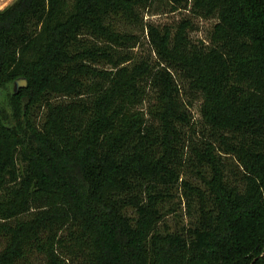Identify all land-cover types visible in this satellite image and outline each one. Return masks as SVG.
<instances>
[{
	"label": "trees",
	"instance_id": "1",
	"mask_svg": "<svg viewBox=\"0 0 264 264\" xmlns=\"http://www.w3.org/2000/svg\"><path fill=\"white\" fill-rule=\"evenodd\" d=\"M155 1L0 8V264H264V0Z\"/></svg>",
	"mask_w": 264,
	"mask_h": 264
},
{
	"label": "rangeland",
	"instance_id": "2",
	"mask_svg": "<svg viewBox=\"0 0 264 264\" xmlns=\"http://www.w3.org/2000/svg\"><path fill=\"white\" fill-rule=\"evenodd\" d=\"M14 1L15 0H0V6H1L0 8H4V7L8 6L9 4L13 3ZM164 3L165 2L161 1V0L155 1L151 10H152V12H157V9L159 7H161L159 9L160 11H158V14L153 15V16L149 13V15L147 16L148 20H152L157 24L170 23L171 25H174V23L179 21L180 17L184 15V12L176 11V12L170 13V12L163 11L162 7H163ZM212 21L213 20H203V19L193 18L195 28L192 30L191 36L194 39L206 38L208 31L211 28ZM137 33L140 35L141 31L140 32L137 31ZM135 52L137 54L145 53V52H146V54H148L150 52V45L147 41L146 36L142 33H141V44H140V46L135 48ZM13 92H14V82L9 81L5 84H0V110H2V112L9 117V121L10 120L14 121L15 114H16L15 108H14L13 98H11V95ZM24 98L25 97H21L19 99V101L21 102L20 106H23L25 104ZM37 111L38 110L36 109L35 113ZM35 120H36V118H35ZM171 215L169 217L170 219H171Z\"/></svg>",
	"mask_w": 264,
	"mask_h": 264
},
{
	"label": "water",
	"instance_id": "3",
	"mask_svg": "<svg viewBox=\"0 0 264 264\" xmlns=\"http://www.w3.org/2000/svg\"><path fill=\"white\" fill-rule=\"evenodd\" d=\"M28 86V81L24 77H19L14 82V89L17 92L20 88H25Z\"/></svg>",
	"mask_w": 264,
	"mask_h": 264
},
{
	"label": "crops",
	"instance_id": "4",
	"mask_svg": "<svg viewBox=\"0 0 264 264\" xmlns=\"http://www.w3.org/2000/svg\"><path fill=\"white\" fill-rule=\"evenodd\" d=\"M1 7V6H0Z\"/></svg>",
	"mask_w": 264,
	"mask_h": 264
}]
</instances>
